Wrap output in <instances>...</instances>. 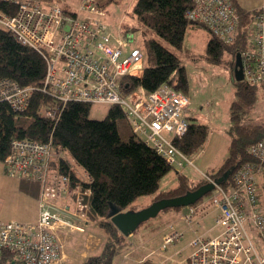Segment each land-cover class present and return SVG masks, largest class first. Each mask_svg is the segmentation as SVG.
I'll use <instances>...</instances> for the list:
<instances>
[{
  "label": "built area",
  "instance_id": "built-area-1",
  "mask_svg": "<svg viewBox=\"0 0 264 264\" xmlns=\"http://www.w3.org/2000/svg\"><path fill=\"white\" fill-rule=\"evenodd\" d=\"M18 3L14 15H1L0 23L16 38L38 50L46 61L43 88L63 102L81 100L91 104H118L123 107L133 132L161 154L172 168L180 169L189 160L174 140L188 130L183 110L188 96L169 83L151 92L138 90L124 94L120 78L139 75L143 70L142 48H133L119 60L122 41H111L107 24L101 19L106 12L95 0H81L68 10L58 2L13 0ZM190 20L200 22L221 40L231 42L239 26V14L231 0H192ZM253 48L241 51L244 80L264 84V5L253 19ZM141 71V72H140ZM32 86H22L12 78L0 79V100H6L16 111L29 103ZM56 115L55 110L48 112ZM165 131H173L167 139ZM253 160L243 162L231 178L232 190L216 185L211 193L212 204L220 209L215 218L219 234L195 231L190 242L194 248L189 264H264V210L260 181L264 177V138L248 148ZM50 142L15 138L6 157L8 173L15 178L40 182V214L37 221L0 220V260L9 251L22 264H57L62 258L58 229L64 226L83 230L69 216L85 219L91 189L76 184L56 173L52 167ZM209 181L213 178L204 173ZM75 196V197H73ZM60 198H69L62 201ZM173 228V225H170ZM182 236L171 231L164 237L162 249ZM264 245V244H263Z\"/></svg>",
  "mask_w": 264,
  "mask_h": 264
},
{
  "label": "trees",
  "instance_id": "trees-1",
  "mask_svg": "<svg viewBox=\"0 0 264 264\" xmlns=\"http://www.w3.org/2000/svg\"><path fill=\"white\" fill-rule=\"evenodd\" d=\"M43 1L61 4L60 0ZM95 1L97 6L107 12L111 4L127 0ZM231 2L240 20L235 38L228 43L215 36L208 26L188 18L187 12L193 5L192 0H135L128 13L134 22L131 25L124 24L123 27L125 31H141L143 70L140 75L130 74L120 78L123 93L129 94L138 90L151 92L164 83L173 86L179 83L177 89L185 92L186 69L180 55L172 48H183L186 33L191 28L202 26L209 32L204 55L207 60L221 63L224 52L227 51L228 56H232L235 68L237 53L253 48V19L260 7L247 9L240 6L237 0ZM62 6L72 9L68 4ZM18 9L15 1L0 0V16L14 15ZM0 24V79L12 78L22 86L33 87L28 106L23 111H16L8 101L0 100V162L4 163L5 170L10 175L5 160L11 152V142L15 138L50 142L53 152L52 169L68 177L70 187L80 183L83 190L91 189L90 195L85 197L89 206L86 213H89L103 232L101 250L88 256L82 264H113L114 257L126 251L129 240L107 216L110 202L123 210H136V201L143 195L155 194V201L184 194L209 180L205 178L200 182H192L186 175L179 174L174 187L167 191L159 190L161 177L171 167L161 154L133 132L123 107L112 105L104 119H92L91 103L81 100L63 102L53 96L43 88L47 65L41 53L19 41L11 30ZM234 93L237 100L233 103L236 110L233 115L234 125L230 129L228 155L209 174L213 179L230 168L235 170L243 162L253 160L248 148L264 138V121H243L252 112L258 99L264 95V84L254 85L244 79L235 80ZM51 110L56 111L55 116L48 113ZM188 123V130L181 138H176L174 143L190 156L201 151L208 129L201 123ZM63 152L67 155H63ZM78 167L88 174L89 179L85 180L77 173ZM232 175L233 173L222 183L224 186L231 184ZM21 181L25 189V182H34L41 186L40 182L24 179ZM260 185L264 188V177ZM198 202L199 200L196 203ZM18 263L20 262L15 255L9 251H5L0 260V264ZM143 264L155 263L146 260Z\"/></svg>",
  "mask_w": 264,
  "mask_h": 264
},
{
  "label": "rangeland",
  "instance_id": "rangeland-1",
  "mask_svg": "<svg viewBox=\"0 0 264 264\" xmlns=\"http://www.w3.org/2000/svg\"><path fill=\"white\" fill-rule=\"evenodd\" d=\"M134 1L135 0H127L123 3L111 4L108 7V11L101 15V19L107 24L105 32L112 35L111 41H122V54L119 60H123L133 48H142L141 31L130 29L125 31L123 27L124 24L131 25L134 22L131 16L128 15ZM239 1L246 7L253 9L260 7L263 0ZM60 2L62 5L68 4L72 9H75L78 3H80L79 0H60ZM209 36V32L204 27L200 26L196 29L191 28L187 31L181 50L172 48L164 41L167 46L180 55L186 69L187 86L184 93L188 96L190 104L183 110V116L190 123H201L206 125L208 135L201 151L198 154L188 156L191 162H185L184 166L180 169L172 167L161 177L159 190L167 191L174 187L178 182L179 174L186 175L192 182L202 181L206 178L204 173H213L228 155V146L231 136L230 129L231 126L234 125L233 115L236 110L233 108V103L237 100V96L234 93L236 78L233 59L231 54L228 56L226 53L227 51H225L221 63H213L207 60L204 55ZM179 85V83H175V86H172L177 89ZM258 100L252 112L247 115V118H244V123L264 121V95ZM110 107L109 104H92L90 118L104 119ZM163 134L167 139H171L174 132L165 131ZM63 155L67 154L63 152ZM257 178L259 181L263 180L262 176H258ZM17 179L18 178L8 175L4 163L0 162L1 220L25 222L28 221L29 218H35L37 213L39 199L37 200L35 197L34 191L28 190V188L25 189ZM225 187L228 191L232 190L231 184ZM212 192L213 190L203 196L198 203L209 201ZM260 193L264 210L263 187L260 188ZM154 196L155 194L141 196L136 201L137 206L134 209L138 210L149 206L153 202ZM196 204L192 205L194 206ZM190 207L191 205L166 208L161 210L156 217L143 222L135 230L130 239L131 241L129 240V243L134 242L135 245L140 246L135 254H140L146 251L147 248H149L147 250L148 252L153 248H157V252L153 253L149 259L152 262L160 263L162 259V264H189L188 256L194 249L190 245L191 240L195 236L194 230L199 229L202 231L211 223L208 219L201 220L199 217L200 214L198 215L197 212H192ZM205 207L206 205H204V208ZM190 214H193L191 218L188 219L185 217V215ZM91 218L89 213H87L85 219L78 217L73 218L77 225L84 227V231H79L67 226L58 229V237L62 245V254L63 252L65 253V251L68 254L67 259L64 261L65 263L82 264L84 258L88 256L91 251H94L95 248H98L99 239L103 241V232L101 228L98 226L97 222ZM198 218L200 219V224L197 223ZM192 221L194 222L193 225H191ZM170 225H173V229H177L178 232H182L183 235L174 242L168 244L166 249H162L161 243H163V239L166 236L167 228H170L169 232L173 231L171 227H169ZM220 232L221 230L219 229L218 234ZM88 233H91L92 237H90ZM79 234L81 235L80 239L77 237L72 238L73 236H79ZM91 240L97 241L96 247L95 241L91 242ZM262 243L264 244V242ZM152 251L154 252V250ZM113 264H134V261L132 257L128 260L125 259L123 253H120L114 257Z\"/></svg>",
  "mask_w": 264,
  "mask_h": 264
},
{
  "label": "water",
  "instance_id": "water-1",
  "mask_svg": "<svg viewBox=\"0 0 264 264\" xmlns=\"http://www.w3.org/2000/svg\"><path fill=\"white\" fill-rule=\"evenodd\" d=\"M236 80H243V63L241 52L236 55V62L234 68ZM234 168L228 169L223 175L208 181L194 190H188L184 194L164 197L153 201L149 206L138 210H123L115 203L110 202V209L107 214L111 221L124 234H132L143 222L150 218L156 217L163 209L170 207H181L192 205L200 200L207 193L215 189L216 185L226 182L228 177L233 173Z\"/></svg>",
  "mask_w": 264,
  "mask_h": 264
},
{
  "label": "crops",
  "instance_id": "crops-1",
  "mask_svg": "<svg viewBox=\"0 0 264 264\" xmlns=\"http://www.w3.org/2000/svg\"><path fill=\"white\" fill-rule=\"evenodd\" d=\"M237 2L240 4V6H242V7H244V8H247V9H252V8H248V7H246L245 5H243L239 0H237ZM262 5H264V0L262 1V3H261V6ZM260 6V7H261ZM142 73V72H141ZM140 73V74H141ZM139 74V75H140ZM259 101V100H258ZM257 101V102H258ZM77 173L83 178V179H89L88 178V174L82 169V168H77ZM17 180H19V182H22L21 180L22 179H17ZM25 185L27 186V188H28V190H31V191H34V193H35V197L37 198V200L39 199V195H40V191H41V186L39 185V184H37V183H34V182H25ZM40 186V187H39ZM65 200H67V201H70L69 200V198H60L59 199V203H61L62 201H65ZM211 201H210V199H209V201H207V202H203V203H197L196 205H191V207H190V209H191V211L192 212H194V213H198V215L200 214V219L201 220H204V219H208L211 223L210 224H208V227L207 228H205L204 230H202V231H200L199 229H195L194 230V233H195V231L196 230H198V231H200V232H205V233H207L208 235H216V234H218V232H219V229L218 228H216V227H214V224H215V218L217 217V215L219 214V212H220V209L218 208V206H216V205H214V204H212V202L210 203ZM204 205H206V207L204 208ZM38 214H39V205H38V210H37V213H36V215H35V218H29V220L28 221H25V222H33V221H36L37 220V218H38ZM193 216V214H190V215H185V217H187L188 219L189 218H191ZM200 219L198 218V220H197V223L198 224H200ZM190 221H191V219H190ZM194 224V222L192 221V224L191 225H193ZM99 226V225H98ZM170 227V226H169ZM169 229L170 228H167V233H166V235L168 234V233H170L169 232ZM172 230H174L173 228H171ZM84 231V230H83ZM176 231H178L177 229H176ZM182 233V232H181ZM215 233V234H214ZM78 234V233H77ZM88 234H90V237H92L91 236V233H88ZM134 234V233H133ZM133 234H131V235H129L128 236V240H130L131 239V237L133 236ZM182 235H183V233H182ZM81 235L79 234V236H73L72 238H81L80 237ZM76 240H78V239H76ZM161 240H162V237H161ZM92 241H95V240H91V242ZM131 241V240H130ZM162 244V243H161ZM161 244H160V247H161ZM96 245H97V241H95V247H96ZM101 245H102V240L101 239H99V243H98V248L96 249L95 248V250L94 251H91V253L90 254H88V256H90V255H94V254H97L100 250H101ZM139 247L140 246H138V245H135V243L134 242H130L129 243V247H128V249L123 253V257L125 258V259H129L130 257H132V259H133V261H134V264H139V263H142L143 264V262H145L146 260H149L150 259V257L153 255V253H156L157 251V248H153L152 250H154V252L151 250V251H147L149 248H145L144 246H142L143 248H145L146 249V251H144V252H141L140 254H135L136 252H137V249H139ZM262 247H264V245L262 244ZM93 248V247H92ZM134 254H135V256H134ZM189 255H190V253H189ZM67 256H68V254H67V252L65 251V253L63 252V256H62V262H61V264H64L65 262V260L67 259ZM88 256H86L85 258H84V260L88 257ZM189 257V256H188ZM166 260V259H165ZM83 263V262H82ZM154 263V262H153ZM67 264V263H66ZM155 264H162V259H161V261H160V263H155Z\"/></svg>",
  "mask_w": 264,
  "mask_h": 264
},
{
  "label": "bare ground",
  "instance_id": "bare-ground-1",
  "mask_svg": "<svg viewBox=\"0 0 264 264\" xmlns=\"http://www.w3.org/2000/svg\"><path fill=\"white\" fill-rule=\"evenodd\" d=\"M69 217H71V218H72V220H73V218H75L74 216H69ZM78 218H79V217H78ZM81 219H82V218H81ZM79 226H80V225H79ZM81 227H82V228H83V230H84V227H83V226H81ZM83 230H79V231H83ZM134 232H135V231H134ZM134 232H133V233H134ZM133 233H132V234H133ZM130 235H131V234H130ZM126 236H129V235H126ZM163 241H164V239H163ZM162 244H163V243H162ZM166 247H167V246H166ZM165 249H166V248H165ZM62 256H63V254H62ZM61 260H62V258H61ZM61 262H62V261H60V262H59V263H57V264H61Z\"/></svg>",
  "mask_w": 264,
  "mask_h": 264
}]
</instances>
